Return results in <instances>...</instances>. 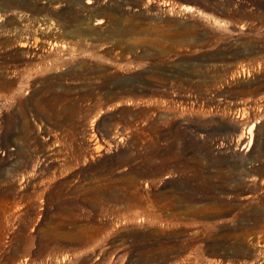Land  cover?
<instances>
[{
  "label": "rangeland",
  "instance_id": "obj_1",
  "mask_svg": "<svg viewBox=\"0 0 264 264\" xmlns=\"http://www.w3.org/2000/svg\"><path fill=\"white\" fill-rule=\"evenodd\" d=\"M0 264H264V0H0Z\"/></svg>",
  "mask_w": 264,
  "mask_h": 264
},
{
  "label": "bare ground",
  "instance_id": "obj_2",
  "mask_svg": "<svg viewBox=\"0 0 264 264\" xmlns=\"http://www.w3.org/2000/svg\"><path fill=\"white\" fill-rule=\"evenodd\" d=\"M253 126H254V125H252V126L250 127V131H252V129H253ZM254 128H255V127H254ZM253 139H254V137H253ZM260 212H261V211H260ZM258 215H259V214H258Z\"/></svg>",
  "mask_w": 264,
  "mask_h": 264
}]
</instances>
